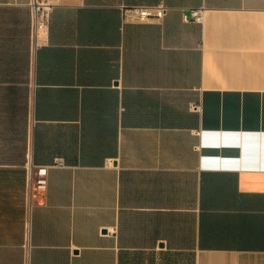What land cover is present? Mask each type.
<instances>
[{
  "label": "crops",
  "instance_id": "obj_1",
  "mask_svg": "<svg viewBox=\"0 0 264 264\" xmlns=\"http://www.w3.org/2000/svg\"><path fill=\"white\" fill-rule=\"evenodd\" d=\"M28 3L0 0V264H264V0H60L36 49Z\"/></svg>",
  "mask_w": 264,
  "mask_h": 264
},
{
  "label": "built area",
  "instance_id": "obj_2",
  "mask_svg": "<svg viewBox=\"0 0 264 264\" xmlns=\"http://www.w3.org/2000/svg\"><path fill=\"white\" fill-rule=\"evenodd\" d=\"M60 0H29L32 25V45L33 48L41 46L47 41L51 23L52 12ZM171 9L165 5L147 6L139 5L123 7L124 22L148 23L161 22L168 15ZM186 21L202 22L204 11L192 9L189 13H184ZM30 188L34 191L44 192L48 187V167H29Z\"/></svg>",
  "mask_w": 264,
  "mask_h": 264
}]
</instances>
